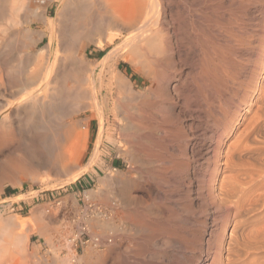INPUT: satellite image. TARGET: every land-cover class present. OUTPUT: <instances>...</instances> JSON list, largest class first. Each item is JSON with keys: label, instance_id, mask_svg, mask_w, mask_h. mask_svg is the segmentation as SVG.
Returning <instances> with one entry per match:
<instances>
[{"label": "bare ground", "instance_id": "1", "mask_svg": "<svg viewBox=\"0 0 264 264\" xmlns=\"http://www.w3.org/2000/svg\"><path fill=\"white\" fill-rule=\"evenodd\" d=\"M8 1L0 0V177L44 168L71 185L98 164L112 117L142 135L120 152L129 172L113 167L97 189L113 206L102 190L112 183L128 228L111 227V215L98 232L56 226L42 207L24 220L0 214V264H264V0ZM40 22L59 29L61 48L50 38L34 53L47 35L34 37ZM91 46L112 48L92 59ZM83 111L100 125L85 166ZM25 135L36 147L26 158ZM134 184L152 204L133 201Z\"/></svg>", "mask_w": 264, "mask_h": 264}, {"label": "rangeland", "instance_id": "2", "mask_svg": "<svg viewBox=\"0 0 264 264\" xmlns=\"http://www.w3.org/2000/svg\"><path fill=\"white\" fill-rule=\"evenodd\" d=\"M13 1H16V3ZM8 2L10 3V4L8 3L9 7H11L10 6V5H12L11 2L13 3V5L14 4L19 5L20 0L19 1L9 0ZM55 8H56V6L50 8V14H49L50 19H49V21L54 20V18L56 17ZM42 11H43L42 8L38 9L36 11V14L37 13L41 14ZM32 27L34 30L33 33L34 34L36 33L35 35L33 33H31L32 36L34 35V37L37 36V33L42 32V31L43 32L46 31V33H47L45 40L38 47L35 48L34 53H36V52L40 51L41 49L47 47V45L50 41V38H53V48H61L62 47L61 46V40L58 39L59 38L58 37V30H59L58 27H57L58 30H56V27H54V29H49V26H47L44 22L36 23ZM0 37H1V34H0ZM56 37H58V38H56ZM24 43L25 42L23 39L20 41L18 40V42L15 41V46H16L17 50H19V48H20L19 51H21L22 46L24 49ZM18 45H21V46L19 47ZM111 48L112 47L107 48L106 51H99L98 50V53L92 54V52L97 50V49L95 46H91V48L88 49V53L91 54L90 57L92 59H101L107 53V51L110 50ZM122 64H123V66H122L123 72L125 73L126 76L131 77L133 79L132 81L136 84V87L138 86L137 89L138 90H145L146 89V86L144 85L145 80L142 78L141 74L135 73V71L133 70V67L129 63L123 62ZM81 97H83V96H81ZM78 99H80V98H78ZM76 102H80V104H82L81 102L86 103L88 101L87 100L84 101V99H82L81 101L77 100ZM132 111L133 110H131V112ZM133 112L131 113V115L136 114V112L135 113H133ZM92 115L93 114L90 111H87V112L83 111L76 117L77 121H81V120H84V121L90 120L91 121L89 151H88V153H87V155L83 161V166H85L88 163V161L90 160V157L93 154L94 147L96 145V141H97L99 134H100L99 120L97 118H91ZM114 121H116V124L113 123ZM125 125H126V123L124 122L122 117H112L108 126H106V132L104 133L103 138H102V153L103 154H102V157L100 158L98 164L94 168H92L90 172L86 173L78 181H76L75 183H73L71 185H67V186L62 187L60 185V182L62 179L65 178V174L56 173L52 170H47L44 168L43 169L37 168V170H36L37 174L36 175H34V173H36V172L33 173L30 171L28 173L27 172L24 173L27 177H24L25 176L24 174L15 175V176H18L17 180H16V178H14L15 176H12V178H14L13 180L11 177L8 178V176H6L7 177L6 178L5 176H1L2 178L0 177V180H1L0 182L4 183V184L0 185V187L3 188L0 190V214L3 216L4 219L5 218L8 219L11 216H16V217H19L21 220H24V219L29 218L32 209L34 210L37 207L38 208L42 207L43 209H46L47 215L53 217L55 214V216L52 218L53 220H51V221L56 226L71 227L70 225H72V226L80 225L81 227H87L88 229L91 228L92 230L98 232L99 221L100 220L103 221L104 219H105V221H107L110 218L109 215H111V217L113 218V220H112L113 224L110 225L111 227H113L115 229V227H117V225H119L120 226V227L118 226L119 228H128L129 224H128V222L125 221L124 215H122V209H120L119 207L116 208L114 206L116 203V190H114L115 187H113L112 183L110 184L111 186H109V188L103 187L102 190H104V193H103L104 195H105V192L109 193L108 196L110 197L111 205L113 204V206L106 205V203L104 202V199H103L104 196L103 197H102V195L100 196L99 195L100 193L97 192L99 190L98 188L100 187L99 181L106 179V181L108 182L109 179H107V177L110 176V173H111V170L113 167L118 168L120 170V172H122V173L129 172V171H127V170H129L128 163L126 162L124 156L122 157L120 155V152L125 151L127 149L130 150L131 146L133 145L131 143L136 141V138L138 139V137H136V136L138 135L140 137V135H142V134L139 135V133L135 130V135H134V133H133L134 131L124 128ZM127 130L130 133H128ZM128 134H132L133 137L131 138L132 135L128 136ZM115 135H117V136H115ZM120 136H122V137H120ZM34 138H33V141H34ZM129 138H131V139H129ZM133 138H135V139H133ZM124 139H126L128 142ZM122 140H124V141H122ZM125 141L127 144L125 143ZM19 145H20V148H19ZM35 145H36V143H35ZM37 146H38V144H37ZM118 148H119V150H118ZM26 149H28V150H26ZM18 150L20 151V153H18L20 156H24V155L28 154L29 153L28 151H30V150L32 152L36 151V147H34L32 145V141H30V136H26V135L24 136V138L18 144ZM26 156H24V157L26 158ZM27 157H29V156H27ZM156 170H158V167L156 168ZM132 171H133L132 176L136 177V179L138 178V181H139V175H137V174L141 173V170L138 169V171H137V169H136V170H132ZM134 171H135V173H134ZM30 174H32V175H30ZM115 174L116 173H114L113 175H115ZM29 176H30V179H29ZM31 177H33L34 179H31ZM3 178H4L5 182H4ZM2 180H3V182H2ZM43 180H47V181L43 182ZM34 181H36V182H34ZM12 182H13V184H12ZM17 182H19V183H17ZM134 185L131 188V191H130L131 194L129 193V195H131L130 197H132V199L135 198V200H136L135 201L133 199V201H135L136 203L139 202L138 205H140V206H143L145 204H146L145 206H147L148 204H152V202H149L148 198H145L146 197L145 190L139 184H134ZM58 186H60V187H58ZM137 187H139V188H137ZM108 190H110V191H108ZM114 194H115V199L113 198ZM134 195L136 197H134ZM142 195H144V197H142ZM111 196H113V197H111ZM139 197L143 198L144 200H147L148 202H146V201L144 202V200L139 198ZM43 206L47 207V208H44ZM98 206L103 208L102 212L104 215H102L101 217L99 216ZM116 210H118V211L120 210V211L116 212ZM116 213L120 214L119 217L116 216ZM50 214H52V215H50ZM121 216H123V217H121ZM55 217H56V219H55ZM119 221H121V222L123 221L122 222L123 224L121 225V222H119ZM3 224L5 225L6 223L4 222ZM123 225H125V226H123ZM107 231H108V229H107ZM83 237L85 239L84 242H87L88 239H90V236L88 234L87 235L85 234ZM30 245H31V247L38 246L39 245L38 238L33 237L31 239ZM46 250H47V247L44 246L43 253H45ZM82 250H84L83 247H82Z\"/></svg>", "mask_w": 264, "mask_h": 264}]
</instances>
